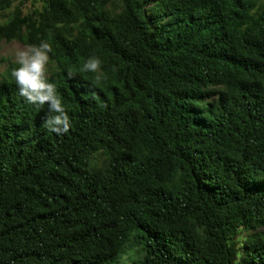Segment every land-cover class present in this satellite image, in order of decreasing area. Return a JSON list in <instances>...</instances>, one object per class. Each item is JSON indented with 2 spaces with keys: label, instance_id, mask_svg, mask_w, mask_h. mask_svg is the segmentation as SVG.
<instances>
[{
  "label": "trees",
  "instance_id": "trees-1",
  "mask_svg": "<svg viewBox=\"0 0 264 264\" xmlns=\"http://www.w3.org/2000/svg\"><path fill=\"white\" fill-rule=\"evenodd\" d=\"M42 41L72 126L0 72V264H264V0H0Z\"/></svg>",
  "mask_w": 264,
  "mask_h": 264
},
{
  "label": "clouds",
  "instance_id": "clouds-1",
  "mask_svg": "<svg viewBox=\"0 0 264 264\" xmlns=\"http://www.w3.org/2000/svg\"><path fill=\"white\" fill-rule=\"evenodd\" d=\"M52 46L45 41L29 44L14 52L11 77L19 96L32 105L47 106L42 126L57 135L66 134L72 126L64 99L50 78ZM102 61L97 56L88 57L81 67L85 73L96 74L101 79Z\"/></svg>",
  "mask_w": 264,
  "mask_h": 264
},
{
  "label": "rangeland",
  "instance_id": "rangeland-1",
  "mask_svg": "<svg viewBox=\"0 0 264 264\" xmlns=\"http://www.w3.org/2000/svg\"><path fill=\"white\" fill-rule=\"evenodd\" d=\"M26 47L25 45L19 43V42H10V43H5L2 42L0 45V72H2L8 63L12 62L13 63V56L14 52L17 49H21ZM100 157H97V163H99Z\"/></svg>",
  "mask_w": 264,
  "mask_h": 264
}]
</instances>
